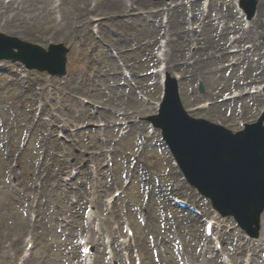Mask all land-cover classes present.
I'll return each instance as SVG.
<instances>
[{
  "label": "rangeland",
  "instance_id": "1",
  "mask_svg": "<svg viewBox=\"0 0 264 264\" xmlns=\"http://www.w3.org/2000/svg\"><path fill=\"white\" fill-rule=\"evenodd\" d=\"M42 1L36 2L37 11L33 13V17L29 16L27 9L25 10L24 13L27 12L28 17L22 15V20L27 18L28 24L21 30L16 28L9 34L3 26H0V32L24 41L43 47H48L50 43H64L72 49L69 54L68 75L63 78L27 70L21 63L0 61V125L4 122V125L9 128L8 133H3L4 136L9 135V138L14 137L17 140V128L22 130L23 135L32 129L34 118L37 120L35 109L39 104L46 117V125L45 122L42 123L39 137H36L34 141L31 139L29 146L25 149L20 146L17 154L10 161L5 160L2 154V138L0 139V264H16L17 261V264H77V262L82 264L79 259L82 250L78 242L80 237L92 234H96V237L103 234L101 238L109 242L108 249L113 253L116 251L119 253L122 242L126 241L127 226L135 232L136 248L143 258V264H195L196 260L198 263L202 262L200 253L205 244L204 223L217 216L209 202L200 199L197 191L183 182L178 171L172 168L171 159L160 132H156L152 138L148 137L151 129L149 123L142 124L136 132L124 137L123 134L127 128L120 124L115 114L107 113L110 116V127L107 128L104 139L100 137V132L98 135L96 131L91 130L81 132L69 144L56 141L47 144L45 141L43 145L45 149L37 147L38 141H36L43 138L42 133H49L48 128H54L53 132L62 136L61 129L72 126L71 124L78 126L80 122L77 124L74 120L82 111H85L77 104L79 98L94 99V102L103 103L104 106L115 109L120 107L115 97L122 95L130 102L129 112L135 110L138 113L139 121L154 114L156 108L154 104L160 100L162 94V74L157 71L160 66L165 67L162 65L163 62L166 63L164 59L160 60L157 56L160 53L165 54L164 51L160 52L163 38L158 26L161 20L165 21L162 10L167 4L152 0H133L136 7H139L140 13L138 18L134 19V23L129 25L128 21L119 22L118 18L105 15V11L115 7L117 3L123 6L120 9L124 8L126 0ZM214 1L213 9L217 15L211 17L214 18L217 26L229 28V33L222 37L225 43L230 35L239 36L238 30L242 23L238 24V18L242 19L238 13L237 0ZM6 2L9 3L10 0ZM194 2L202 3L204 8L205 0H179V7L183 8L181 14L184 22H176L178 26L176 27L175 23L173 27V32L180 39L178 45L182 46L183 39L187 36L184 30L186 28L188 30L186 21L192 18L190 13L187 15L189 11L187 5ZM175 3H177L176 0ZM200 9V5L198 12L194 9L199 18L202 16ZM149 12H153L152 17L149 16ZM14 16L9 13L6 18L13 20ZM121 18L124 20L127 17ZM147 19L155 23L156 27H150L144 22ZM94 26L95 31L100 32L101 40L94 39L96 37V32L94 37L92 34ZM146 27L148 29H145ZM58 29L63 30V33H58ZM255 32L261 36L259 27L255 29ZM262 33L264 34V24ZM201 37L203 41L199 42V53L193 54L195 49H191V46L194 43L188 42L181 54H178L181 47H177L176 51L166 52L165 57L163 56L165 59L167 56L175 59L182 57L186 61L182 65V71L179 68L178 71H169L172 74L181 72L185 76L182 84L184 86L181 88L184 106L194 117L221 122L233 130L239 128L241 121L254 122L263 107V97L253 102L251 98L242 101L233 110H230L229 105H222L221 100L236 89L225 82L230 71L219 70L218 64L214 69L210 68L209 56L214 52V46L209 45V37L205 35ZM212 41L214 44L217 42L216 45H218L221 40L213 35ZM254 42L259 48L253 57L263 61L264 39L256 37ZM248 43L251 42L246 44ZM136 48L138 50H135ZM113 51H116L119 57L122 55L124 60L121 64L126 65L124 71L127 69L134 75L133 86L138 92L133 90V96H129L124 91L117 79L115 81L116 67L113 65ZM219 51L217 47L215 60ZM172 53L178 54L179 58L177 55H171ZM226 64V66L230 65V59L226 60ZM124 71L123 68V73L118 71L119 77L121 74L124 75ZM193 71H197L196 77L193 76ZM211 71H214L215 75L211 76ZM239 71L237 72L239 79V76L249 72L247 67H240ZM17 74L23 78L24 85L30 82L31 88L37 89L36 91L22 90L23 92L13 101V94H16L20 88L12 80L13 78L16 81ZM202 76H206L204 80ZM253 76L255 77V73ZM93 78L96 80L92 81ZM77 79L79 81L75 82ZM112 82L117 83L116 93L103 92ZM261 83H264V65L261 76L257 75V79L250 81L248 86L244 85L243 89L247 88L249 91L251 87H257ZM83 85L88 87L82 88ZM73 88L79 90L75 91ZM213 92L217 95L213 96ZM112 96H115L114 99ZM143 97L147 99L145 101L147 104L144 103ZM109 100L111 102H108ZM121 102L125 103V99ZM206 102L213 104L212 110L208 113L201 109ZM143 107L151 109L152 112L144 110ZM86 111H88L86 114H92L90 109ZM96 122L98 120L95 119L91 123ZM143 137L149 139L146 145ZM22 140L24 141V137ZM81 153L85 155L82 159L76 160L78 165L85 166L90 161L93 165L97 164V168L102 172L98 175L87 172L78 178L77 189L72 190L74 199L79 201L71 204L68 199L69 194L66 196L59 186L58 176L61 178L64 172H67L66 168L75 162L76 154ZM108 153H112L115 167L114 171L106 172L100 169V165H104L105 156ZM42 154H46V158L43 159ZM66 154H70L72 158H67ZM46 172L48 174L43 176ZM125 177L131 181L129 186L124 185ZM40 178L43 180L42 184ZM36 183L40 185L38 190L33 193L28 192L27 188L31 185L36 186ZM117 189H124L126 192L117 200L112 210L106 211L109 207L106 201ZM171 197H183L197 204L206 218L194 216L191 218L192 216L190 217L187 213L175 209L172 202H169ZM32 198L39 203V217L35 224L30 222L25 209V206H30ZM89 205L94 207L96 217L90 224L85 217ZM221 220L223 224L228 225L225 230L227 242L225 239L221 242L224 246L222 256L229 258L228 254H231V250H235L233 257L239 255L244 258L250 252L248 248L245 250L248 241L240 243L242 239L246 241L247 236L232 218ZM30 234L38 238L30 260L26 263L22 262V258ZM261 234V243L264 245V216ZM255 240L259 241V239ZM208 242L214 248L213 242ZM262 248L264 249V246ZM99 261L101 262L98 264H108L105 254L100 255ZM116 262L124 264L122 253ZM216 262L222 264L217 260ZM250 264H264V254L256 255L254 262L251 259Z\"/></svg>",
  "mask_w": 264,
  "mask_h": 264
},
{
  "label": "water",
  "instance_id": "2",
  "mask_svg": "<svg viewBox=\"0 0 264 264\" xmlns=\"http://www.w3.org/2000/svg\"><path fill=\"white\" fill-rule=\"evenodd\" d=\"M61 64H53L51 72H59L58 69L63 67ZM226 140L211 143L205 157L193 153L191 148L183 144H177L176 149L189 167L190 175L195 173L194 183L212 196L217 206L222 208L228 200L244 203L254 197L261 200L264 197V127L260 123ZM216 156L223 159L221 181L216 176L205 180L203 174L213 172ZM202 168H206L205 171L201 172Z\"/></svg>",
  "mask_w": 264,
  "mask_h": 264
},
{
  "label": "bare ground",
  "instance_id": "3",
  "mask_svg": "<svg viewBox=\"0 0 264 264\" xmlns=\"http://www.w3.org/2000/svg\"><path fill=\"white\" fill-rule=\"evenodd\" d=\"M61 1V0H60ZM81 1H85V0H81ZM119 1V0H118ZM124 1V0H122ZM36 2H43L42 0H10V2H6V0H0V26H3L4 29L7 31V32H11L12 30L15 31L14 29L16 28H20L19 30H21V28L25 27L28 22H27V18H24L22 20V15H25L26 17H28V14L27 12H25V10L27 9L28 13H29V16L30 17H33V13L37 11V3ZM125 4L127 5H130V6H133L134 5V2L133 0H126L125 1ZM146 5V4H145ZM121 7H123L120 3H117V5H115V7L113 8H110V9H107L105 12V15H109L111 17H114V18H118L120 17V15L122 13L125 12V10L128 8L127 6H125L124 8L120 9ZM260 9H261V13H264V0H261V3H260ZM195 10L198 12L199 11V7L197 5H195ZM9 13H12L14 14V19L13 20H9L8 18H6ZM151 15H153V12L150 13ZM212 16V15H211ZM262 21H261V24H264V14H262ZM21 19V22H19V20ZM150 27H153V24L150 23L149 24ZM29 28V25L27 26ZM211 29H214L215 30V27H209L208 29H205V31H207V34L209 36L208 40H209V45L210 46H214L215 48L219 47V50H223V53L221 55H219V57L215 60V57H216V53L215 52H212L209 56V53H208V56H209V62H210V68L214 69L216 64H219L221 66V69H226L224 68L223 66V62L225 60H227L229 58V56H226L228 55L227 54V46L228 44L226 45L225 43H221V44H218V45H214V42L212 41V36L213 34L210 33V30ZM216 31V30H215ZM58 33H63V30L61 29H58ZM160 33V32H159ZM171 32H166L165 36H164V39H167L169 37ZM216 36H224V32H218L216 31ZM249 34H253V32L251 31ZM169 39V44L170 46H172L173 48H176V44H174L173 40L171 38H168ZM186 41L188 42L189 39H188V35H187V39ZM237 43H240L239 41ZM185 40L183 41V44H182V47L180 49V52L179 54L182 53L183 51V48H185ZM184 45V46H183ZM204 53V52H203ZM247 53L244 54V57H247ZM122 57V56H121ZM214 59V60H212ZM116 61V60H115ZM184 61V59L179 58V59H175L173 60L172 64H171V68L173 69H177V68H180L181 67V63ZM117 62V61H116ZM113 65H114V62H113ZM252 68L255 69L256 73H257V70L260 69V67H258V65H253L251 66ZM236 70V68H234V71ZM118 71H120L118 68L115 69V74L114 75V78H115V81L117 79V82H120V84L122 85V88L124 89V91H128L129 93V96L132 95L133 96V91L131 88H128L127 89L125 88V84L128 85L126 79L123 78V76L121 75V77H119L118 75ZM197 71H193V76L196 77V73ZM210 75L213 76L215 75V72L214 71H211L210 72ZM251 76V75H248V77ZM206 76H202V79L204 80ZM229 79H232L233 82L232 84L230 85H234V86H243L240 84V79L235 75V74H232L231 76L227 77ZM253 79V76H251L248 80H252ZM75 81V80H74ZM79 80L77 79L75 82H78ZM114 81V82H115ZM112 82L110 84V86H112L114 84V86L117 84V83H114ZM87 86L83 85L82 88H84ZM240 87H237V89H239ZM75 91L79 90L78 88H73ZM116 93V92H115ZM254 99V98H253ZM257 98H255L256 100ZM122 107V110L124 112H118L122 121H128V120H132V118L134 117H137V115L135 114H130L128 112V105H121ZM232 107V106H231ZM103 112H101L100 114H102ZM186 124V127H185V130L187 132L190 133V124L188 122H185ZM132 127H137L136 124H134ZM1 131H5L7 130V127H2L0 128ZM76 158H80V156H76ZM25 209L28 213V215H30L31 213L35 212V209L32 208L31 206H25ZM96 243V242H95ZM211 252V250H208ZM203 252V251H202ZM209 258V257H208ZM205 261V260H204ZM208 261V260H207ZM215 262L213 263H209V262H202V263H198V261L196 260L195 264H214Z\"/></svg>",
  "mask_w": 264,
  "mask_h": 264
}]
</instances>
